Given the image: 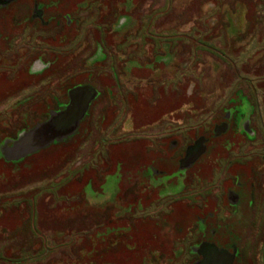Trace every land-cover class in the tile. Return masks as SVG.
<instances>
[{
  "label": "rangeland",
  "instance_id": "1",
  "mask_svg": "<svg viewBox=\"0 0 264 264\" xmlns=\"http://www.w3.org/2000/svg\"><path fill=\"white\" fill-rule=\"evenodd\" d=\"M31 10L29 0H20L0 15L3 36L15 43L0 47V264H189V253L177 247L199 237L178 233L192 216L214 212L212 201L205 206L201 199L197 211L160 205L181 193L186 179L193 187L216 183L227 159L234 160L229 171L243 184L246 203L260 171L249 152L261 146L251 108L264 110V0H57L43 18L80 19L51 31L26 27ZM147 15L151 35H161L157 51L149 36L145 45L132 41L146 31ZM75 30L83 36L70 46ZM69 76L100 91L96 117L88 129L82 120L76 133L42 146L51 131H71L88 100L89 87L73 92L79 105L50 126L58 115L50 109L67 101L59 82ZM230 107L234 123L225 128ZM250 117L247 139L240 123ZM16 135L4 158V142ZM200 135L209 138L208 148L186 176L150 178L149 163L167 173L177 169L179 145L168 150L170 141ZM201 149L196 142L188 159ZM115 170L139 180L118 189ZM230 175L211 187L228 181L235 188ZM217 198V213H226V196ZM230 224L243 231L240 221Z\"/></svg>",
  "mask_w": 264,
  "mask_h": 264
},
{
  "label": "flooded vegetation",
  "instance_id": "2",
  "mask_svg": "<svg viewBox=\"0 0 264 264\" xmlns=\"http://www.w3.org/2000/svg\"><path fill=\"white\" fill-rule=\"evenodd\" d=\"M18 1L20 0H0V15H3L2 13L4 12L6 13L7 11H10L12 5ZM29 1L31 2L32 10L26 19V27L30 28V26L35 23V24H38L39 26L43 25L45 28L46 26H50L49 31H51V29L56 26L60 28L65 27L64 30H66L68 28L76 26V22L80 19L77 16L73 17L74 14H72V16L66 15V14L62 16L59 15L57 17L51 16L45 19L43 18V15L45 13L46 8L55 4L57 0H47V2L49 3H45V1L43 2V0H29ZM146 20L147 19H145L144 24H146V22L148 21ZM151 21L152 20H149L147 24ZM142 29H144V27H142ZM150 31H151L150 28L146 26V31L138 33V37L132 41L138 45H145L146 37L149 36V38L152 39L153 42L152 41L151 42L154 44V48L157 51L160 48V41L158 39L161 37V35L154 32L155 35H153L154 36L153 37ZM82 36H83L82 30L77 31V33L75 32V34L71 38V42H70L71 45L70 44L69 45L70 46L78 45L81 41ZM36 38L39 39L37 36ZM125 39H128V38L126 37ZM2 44L4 45L2 46ZM14 44L15 43H14L13 37H10V36L8 37L7 35L3 36L2 31L0 30V47L8 49V48L14 47ZM69 45L68 47H70ZM72 76L74 75L72 74ZM68 79L69 80L64 79L63 83L59 81H54L53 83L54 85L57 82H59L63 86L66 85L64 92H62V94L65 95V97L67 98V101L58 104L55 109H50L49 115L50 114L59 115V113L67 109L69 104L72 105L70 102L71 101V95H70L71 89L76 88L78 91L80 89L81 90L83 88L87 89V87H89L90 90L84 89L88 92L89 97L83 107L84 112L81 115V118L78 120V124L76 128H74L72 132L73 134L75 131L76 132L79 131L78 129H80L81 122H83L82 120H85L84 123L86 124L87 129L89 128V125H91L92 119L96 117L94 113L96 110H94L93 102H95L98 99L100 95V91L98 89H94L93 86L95 85L93 82L87 81V82L76 84V82L75 83H73V81L71 82L70 76L68 77ZM47 85L51 87L50 83H47ZM122 93L124 94V96L129 97L128 92L122 91ZM78 100L79 99H77V101ZM78 105H79V102H77V106ZM254 106L255 105L252 106L253 108H251V110L257 121L256 123L257 126L254 127L253 130H254L255 136L256 134L258 135L257 140L258 141L261 140L259 141L261 146H259L258 149L255 148V151L253 150V152L251 150L249 153H250V157L252 156V159L258 160L259 165H260V168H259L260 171H259L258 179L251 180V184L249 185L250 192L247 194L248 196H247L246 203L244 205L241 204L243 193H241L240 191L242 190L241 187H243V184L237 181V176H236L237 174L234 169L232 170V172L229 171L230 169H229L228 164L234 161V160L231 161V159H227L225 162L226 168L223 169L222 171H220L219 169L215 175H221L220 179L223 180L225 175L231 174L230 175L231 179L229 180H231L232 183H234V186H236L237 188L236 187L230 188L228 185V181H227V184H224V187L222 189L213 188L214 185L220 182V179H218L216 183L214 182L213 185L211 184V186L213 187L207 185L209 181H207V183H204L203 185L199 187H196V186L193 187L191 185L192 184L191 179H188V181L186 179L183 181L184 187L181 193H179L178 195H176V197H174L175 199L174 202L172 201L174 199L171 200V198L168 200L166 198L161 202L160 208H163L164 206L169 208V206H171L172 204L178 205V206H182L186 204V205H189L192 211L193 209L197 211L201 208V204H200L201 199H204L206 201V203L204 204L205 206L208 205L207 201H212V207L214 208V212H211V211L208 212L207 218L203 216H199V215H196V217L192 216V218L190 219L188 223L189 227L183 228V231L181 233H178L179 235L181 234L183 236L185 235L187 236L190 230L191 231L190 233L194 235L197 234L196 236L199 237L196 240V242L193 241L192 243L187 244L186 248H183L182 245H178L177 247L180 251H187L189 253V256H188L190 260L189 264H213L216 261L217 256H219V254H222L225 256L228 255V258H230V256H233L231 264H235L238 261H241L240 263L242 264H245V263L248 264L250 260L252 262L251 264H264V110L261 109L260 107H257L256 108L257 110H255ZM233 112L234 110L232 107L227 109L226 113H227L228 118L225 122H223V125L225 126V128L226 127L229 128L231 123H234L233 121L234 113ZM252 122H253V118L250 117L248 119L245 118L240 123V126L242 127V130L246 134L247 139H250V136H249L250 131L247 130V126ZM214 132H215V129H214ZM222 132L223 131H220L218 134H215V137H219L222 134ZM20 135H16L15 137L8 139L7 141H5L6 143L4 142V148H1L2 156H4V158L6 157L4 150H6L7 145L8 144L10 145L11 142H15L16 137L18 138V136ZM208 139L209 138L203 135H200V137H194L193 139H191V141L185 142V143H183L182 141L179 144L177 140L170 141L168 143V146L166 147L168 150H171L172 148L176 150L179 145L178 147L179 157L177 158V161H178L177 169L172 172L167 173L161 168H159L158 166L152 165L151 163H149V165H147L146 170L149 171L148 174L150 175V178L158 182H161L159 181L160 177H164L163 179L165 180L166 178L168 179L171 176H173L174 173L176 172L184 173L183 176H186L187 171L190 169V167L195 162H197V160L200 157H202L205 154L208 148V142H207ZM196 142H200V146L202 149L193 158L188 159V156L190 152L192 151L191 148L192 146H195ZM163 149H165V146ZM243 157H247V156H238V157H235V159L241 160ZM18 158L19 157H17L16 159L13 158L12 160H18ZM186 158L188 160H186ZM232 159H234V157ZM184 161H187V162L181 165V162H184ZM236 163H239V161L238 162L236 161ZM119 172H120L119 170H115V172H113L114 173L113 175L116 176L115 182L117 183L118 189H120L121 184L124 185L125 184L124 182L127 183L129 180H131V177H132L131 175H130L131 176L130 178L122 177L123 172L122 173L121 172L119 173ZM212 172L213 174L215 173V171H212ZM137 180H139V177L135 176L134 181L132 180L131 182L135 184ZM104 182L105 181L103 180L102 184L97 189V192H99L102 186L105 185ZM210 182L213 183L212 181ZM88 183L90 184V187L92 189L93 185L89 178H87L86 184L88 185ZM217 192H220V193H217ZM218 194L221 195V197L226 196V199H227L226 204L229 205V207L227 206L229 210H227V212L224 214L217 213L218 207L216 205V201L218 199L217 197L219 196ZM154 202L155 201L151 202L150 204L151 208H153ZM246 209L247 210L249 209L248 210L249 216L243 215ZM165 210L167 209L165 208ZM165 210L158 211L161 214L160 216H162ZM193 215H195V212H193ZM194 220H195V223H194ZM233 220L235 222L237 221L241 222L243 226V231L241 233L236 234L233 231L232 226L230 224L231 222H233ZM185 232L186 234H184Z\"/></svg>",
  "mask_w": 264,
  "mask_h": 264
},
{
  "label": "water",
  "instance_id": "3",
  "mask_svg": "<svg viewBox=\"0 0 264 264\" xmlns=\"http://www.w3.org/2000/svg\"><path fill=\"white\" fill-rule=\"evenodd\" d=\"M81 90V89H80ZM73 92H77V89L76 88H74V89H71L70 90V95H71V104L72 105H69L68 107H67V109L65 110V112L63 113V115H61V116H52L51 118H49V122L51 123V122H53L54 120H57V122H59V119H63V118H66V117H63L62 118V116H65L68 112H70L71 110H72V107H74L75 106V103H77V102H79L80 101V99L79 98H77V99H79L78 101H77V99L75 98L74 99V96H73ZM83 112H84V109L82 110V113H81V115L83 114ZM70 118H72V117H70ZM69 118V119H70ZM81 118V116L79 117V118H75L74 119V121H73V129H71V131H69V132H67V133H61L60 135H57L56 133H58L57 131H51V135H50V137L47 139V141L45 142V143H43V145L42 146H44V145H46V144H48V143H50V142H52L53 140H60V139H62L63 137H65V136H68V135H70L72 132H73V130H74V128H76V126H77V124H78V120ZM50 123H48V124H50ZM63 123V122H62ZM65 123V122H64ZM47 124V125H48ZM52 125H54V123H51V125L50 126H52ZM52 130V129H51ZM54 130V129H53ZM194 148V146H192V148H191V150ZM227 256V257H226ZM222 255V254H219V256H217V258H216V261L213 263V264H231V262H232V257L233 256H230V258H228V255ZM227 259V260H226Z\"/></svg>",
  "mask_w": 264,
  "mask_h": 264
},
{
  "label": "trees",
  "instance_id": "4",
  "mask_svg": "<svg viewBox=\"0 0 264 264\" xmlns=\"http://www.w3.org/2000/svg\"><path fill=\"white\" fill-rule=\"evenodd\" d=\"M146 19H147V20L149 19L148 15L146 16ZM147 20H146V21H147ZM148 21H149V20H148ZM148 21H147V22H148ZM147 22H146V24H147ZM151 22H152V21H151ZM151 22H149V23L147 24L148 27L151 26ZM144 31H145V28L141 30V32H144ZM52 142H57V140H53ZM101 255H102V254H101ZM103 256H104V255H103Z\"/></svg>",
  "mask_w": 264,
  "mask_h": 264
},
{
  "label": "crops",
  "instance_id": "5",
  "mask_svg": "<svg viewBox=\"0 0 264 264\" xmlns=\"http://www.w3.org/2000/svg\"><path fill=\"white\" fill-rule=\"evenodd\" d=\"M256 256H257V254H256Z\"/></svg>",
  "mask_w": 264,
  "mask_h": 264
}]
</instances>
